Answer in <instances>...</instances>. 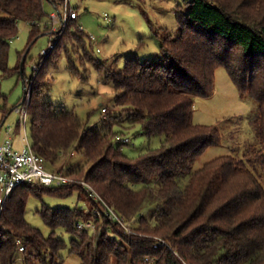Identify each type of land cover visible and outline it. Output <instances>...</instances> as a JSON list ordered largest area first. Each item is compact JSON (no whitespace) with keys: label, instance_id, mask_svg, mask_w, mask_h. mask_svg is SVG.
I'll return each mask as SVG.
<instances>
[{"label":"trees","instance_id":"16d2710c","mask_svg":"<svg viewBox=\"0 0 264 264\" xmlns=\"http://www.w3.org/2000/svg\"><path fill=\"white\" fill-rule=\"evenodd\" d=\"M50 1L54 9L61 7V0ZM44 2L0 0V75L22 79L18 105L30 90L26 106L34 152L53 162L74 147L84 164L66 171L77 178L73 183L24 182L12 190L0 213V264H64L65 249L78 256V264H264V0L177 2L171 10L179 32L165 27L154 33L160 55L141 59L135 54L121 67L93 58L87 47H94L90 35L79 28L77 18H69L53 33L54 45L39 56L37 69L27 74L30 47L41 30L48 33L49 27L41 28ZM19 20L29 24L28 40L10 67V42ZM139 44H145L144 37ZM62 53L72 74L81 76L72 58L79 54L114 88L119 110L101 117L94 128L73 108L55 110L53 101L44 99L51 90L48 68ZM218 67L240 94L255 100L251 123L258 145L191 170L205 148L221 142L216 124L192 119L195 99L213 93ZM5 101L0 91V104ZM10 110L3 107L0 134ZM137 124L146 137L158 135L160 144L128 156L122 150L127 143L115 136ZM186 174L182 189L178 177ZM81 180L102 200L90 196ZM73 192L86 208L42 204L36 209L49 228L47 235L26 220L30 196ZM77 220L93 227L77 232ZM62 234H68L67 240Z\"/></svg>","mask_w":264,"mask_h":264},{"label":"rangeland","instance_id":"374dc122","mask_svg":"<svg viewBox=\"0 0 264 264\" xmlns=\"http://www.w3.org/2000/svg\"><path fill=\"white\" fill-rule=\"evenodd\" d=\"M182 0H72L71 5L78 13V23L82 29L97 38L100 51H96V44L89 48L91 55L96 60H106L108 64L121 67L126 58L135 54L141 59H156L160 55L156 33H162L166 27L173 34L179 32L171 8L175 3ZM54 6L50 0H45V17L41 21V28L50 22V13ZM153 26L151 30L149 25ZM160 28V29H158ZM48 31V30H46ZM42 34L35 43L25 59V72L32 71V64L39 59L40 51L47 48L50 33L41 30ZM29 24L24 20L18 21L16 36L10 42L9 66L16 65L18 61L17 51L22 50L28 40ZM144 37L145 44L140 45L139 39ZM87 44L89 41L87 40ZM79 54H72L74 66L81 76L72 74L69 63L64 53L57 57L56 64L48 68V75L52 77L51 90L45 93L44 99L54 103L55 110L74 109L88 127L94 128L100 123L102 107L107 108L109 115H114L119 108L114 105V88L108 82L104 73L96 70L91 62L79 60ZM84 76V78H82ZM0 91L6 96L4 104H0V120L3 115V107L10 112L4 119L1 134L5 126H11L15 130L19 113L15 109L24 94L22 79L17 74L4 77L0 75ZM256 112V102L248 94H240L236 86L229 78L223 67H218L214 74L213 93L208 97H197L194 101L192 119L196 123L216 124L221 132V142L210 145L198 156L191 170H195L204 162L224 154L241 156L243 149L251 144L258 145L252 127L251 119ZM106 117V116H105ZM108 118V116H107ZM115 129H119L116 125ZM124 135L130 137V141L122 146V150L128 156H135L148 147H157L160 144L158 135L151 138L142 133L140 126L134 125L123 128ZM26 136L32 142L30 121L28 118L26 133L16 131L13 133L16 148L21 147V136ZM117 143V142H116ZM84 164V157L74 147L62 153L57 160L51 162L46 160L45 168L55 170L63 166L64 171L77 169ZM183 189L187 179L186 176L178 177ZM77 180V178H76ZM75 180V181H76ZM42 204L49 206H75L86 208L85 204L77 199V192L68 196H52L44 194L38 198L30 196L26 203L25 218L33 226L39 228L45 235L49 228L43 223L36 209ZM150 207L147 208L149 210ZM152 220V219H151ZM134 222H132V225ZM67 240L68 234H62ZM160 240L161 237H160ZM64 264H78V256L68 253L67 249L62 251Z\"/></svg>","mask_w":264,"mask_h":264},{"label":"built area","instance_id":"2783aa9c","mask_svg":"<svg viewBox=\"0 0 264 264\" xmlns=\"http://www.w3.org/2000/svg\"><path fill=\"white\" fill-rule=\"evenodd\" d=\"M71 1L72 0H61V7H56L50 13V22L45 24L44 27H49L48 32L51 36L47 48L40 51V56L46 55L49 49L53 47V33L64 28L67 25L69 18L78 17V13L75 7L71 5ZM79 28L82 29L81 25H79ZM90 38L92 39V42L96 44V51H100L97 44V38L91 34ZM37 66V62L35 61L32 64V69H37ZM29 98L30 90H27L25 101L28 102ZM26 102L15 107L20 115L17 124L18 126L15 130L12 129L11 126H5L3 134L0 135V213L3 209L6 198L11 194L12 190L21 183L41 182L45 185H62L65 183H73L76 180L74 177L60 169L51 170L45 168L44 158L34 152L31 142L26 136L20 135L21 147H15L13 133L16 131H19V134H21V131H25L26 133L27 121L29 118ZM107 113V108L102 107V117H105ZM115 140L123 143L131 142L130 137L124 134H117ZM80 183L90 196L94 199L102 200L89 183L84 180H81ZM110 212L117 218V221L122 222L123 218L121 216L117 214L115 215L112 210ZM87 226L90 228L93 227L90 222H84L81 220L75 222L77 232ZM17 242H19V240ZM19 248L21 250L22 246Z\"/></svg>","mask_w":264,"mask_h":264},{"label":"crops","instance_id":"0c3cea01","mask_svg":"<svg viewBox=\"0 0 264 264\" xmlns=\"http://www.w3.org/2000/svg\"><path fill=\"white\" fill-rule=\"evenodd\" d=\"M58 169H60V170L64 171V169H63V166H61V168H58ZM58 169H56V170H58Z\"/></svg>","mask_w":264,"mask_h":264}]
</instances>
